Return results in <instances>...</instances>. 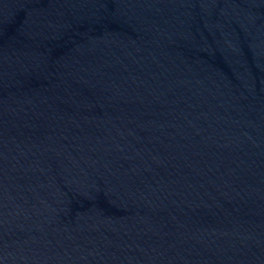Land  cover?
<instances>
[{
  "label": "water",
  "instance_id": "95a60500",
  "mask_svg": "<svg viewBox=\"0 0 264 264\" xmlns=\"http://www.w3.org/2000/svg\"><path fill=\"white\" fill-rule=\"evenodd\" d=\"M0 264H264V0H0Z\"/></svg>",
  "mask_w": 264,
  "mask_h": 264
}]
</instances>
